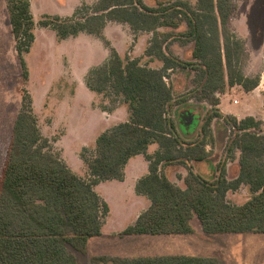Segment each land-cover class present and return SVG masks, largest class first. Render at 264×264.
I'll return each mask as SVG.
<instances>
[{
    "label": "trees",
    "instance_id": "trees-1",
    "mask_svg": "<svg viewBox=\"0 0 264 264\" xmlns=\"http://www.w3.org/2000/svg\"><path fill=\"white\" fill-rule=\"evenodd\" d=\"M21 78L28 81L24 55L35 41V21L29 0H5ZM234 0L158 1L149 6L143 0H97L82 4L71 15H44L39 24L50 28L61 41L81 33L103 37L107 22L127 24L136 35L150 34L143 56L159 61L152 68L140 57L121 56L114 48L100 65L87 71L85 87L106 103L125 105L128 119L101 132L92 156L80 154L89 172L82 178L50 150L33 110V100L23 88L21 106L13 121L0 169V264H79L68 247L84 252L88 240L101 235L108 203L95 186L109 180L122 181L128 160L142 154L148 172L135 184V193L149 200L133 224L119 237L193 233L197 218L205 234L264 233V133L252 116L237 119L223 115L216 94L227 86H241L250 92L259 77L245 76L241 60L243 41L230 28ZM171 43L192 44L191 60L174 53ZM193 72L191 88L174 97L171 73ZM199 96H195L196 93ZM213 96L209 101L208 97ZM195 100L206 101L210 109L203 116L194 138L177 129L171 110ZM109 101V102H108ZM102 106V111L111 113ZM222 119L229 130L225 157L216 164V176L209 180L193 170L191 162L207 159L206 146L213 143L211 123ZM157 144L149 155L147 148ZM238 152V174L227 178V162ZM183 165L184 187L165 173L169 165ZM241 185L251 196L242 204H231L226 196ZM221 264L213 257L162 255L139 257L95 256L92 264Z\"/></svg>",
    "mask_w": 264,
    "mask_h": 264
},
{
    "label": "rangeland",
    "instance_id": "rangeland-1",
    "mask_svg": "<svg viewBox=\"0 0 264 264\" xmlns=\"http://www.w3.org/2000/svg\"><path fill=\"white\" fill-rule=\"evenodd\" d=\"M29 1L35 21V41L29 52L24 55L28 81L23 83L6 2L0 0V169L11 127L21 106L24 88L32 97L33 110L39 128L42 135L48 138L52 153L62 158L64 150L61 143L63 142L64 145L67 143V147L64 146L67 153L65 157L71 158L70 164L74 168L81 170L80 167H83L87 171L88 168L81 160L80 154L92 156L93 140L111 124L107 125V112H102V106L106 100L89 96L82 91L87 71L102 64L108 58L111 48L118 51L121 56L128 53L130 57H140L142 63L153 65L159 62L152 63L147 58H142L143 43L146 42L141 40L139 42L138 35H135L127 24L115 21L106 23L104 27L106 35L104 32L102 34L109 43L108 46L102 39L84 33L59 41L52 29L41 27L39 24L44 15L69 16L82 4L92 5L97 0ZM143 1L149 6H155L158 1L168 0ZM188 1L191 4L196 2V0ZM234 5L230 28L243 41L246 51L241 60V70L245 76H258L259 84L250 92H245L238 85H225L224 91L214 97H217L219 101L217 107L223 111L229 109L236 114L247 113L255 116L261 122L260 132L264 133V0H234ZM145 39L147 41L148 36H145ZM170 49L185 60H191L189 52L192 44L180 46L177 43H171ZM177 71L169 78L170 83L174 82L175 92H178L174 96L176 98L183 96L191 88L190 83L194 75L189 69ZM78 87H80L79 91ZM199 95L198 92L195 96ZM212 97H208L209 101ZM116 104L109 102L106 107L109 109L121 107V105L115 106ZM209 109L210 106L206 101L189 100V102L174 105L171 115L172 118L175 117L177 129L179 128L178 130L185 134L194 126L199 129L203 116ZM121 117L122 115L119 114L113 120L117 122ZM211 129L214 140L212 144L206 146L210 156L203 161L194 162V170L209 180L216 176V164L225 157L226 144L230 137L228 127L222 119H214ZM154 147L156 146L151 147L152 150ZM236 157L237 152L232 159L234 161L230 160L226 165L229 180L233 179L237 172ZM166 169L170 178L179 186H183L182 173H185L186 168L175 164ZM76 173L78 176L81 175L80 171ZM81 176L88 178L86 173H82ZM127 177L130 182L136 175L130 172ZM101 183L104 185L99 188L98 193L103 199L109 200L112 207L111 213L104 219L105 227L102 234L89 239L84 252L68 247L79 264H92L93 258L99 255L128 258L186 255L213 257L221 264H264V233L205 234L202 233L201 224L197 218L191 220L193 233L189 234L119 237L118 234L122 229L133 224V216L143 210L146 202L134 196L129 183L124 186L107 181ZM98 185L95 186V190ZM250 196L248 186L241 185L237 190L229 191L226 199L231 204H242Z\"/></svg>",
    "mask_w": 264,
    "mask_h": 264
},
{
    "label": "crops",
    "instance_id": "crops-1",
    "mask_svg": "<svg viewBox=\"0 0 264 264\" xmlns=\"http://www.w3.org/2000/svg\"><path fill=\"white\" fill-rule=\"evenodd\" d=\"M103 32L105 33V35H106V28H104V30H103ZM85 34V33H84ZM80 35V34H79ZM86 35H88V34H86ZM136 35H138V37H139V42H140V40L142 41V42H146V43H143L144 44V48H143V50H145V48L147 47V45H148V40H149V38H150V34H148V33H145V32H140V33H138V34H136ZM88 36H92V35H88ZM145 36H148V39H147V41H145L146 39H145ZM95 37V36H94ZM71 38H73V37H71ZM69 38H67V39H65V40H68ZM65 40H61V41H65ZM118 52V51H117ZM119 53V52H118ZM143 53H144V51H142V58H147L146 56H143ZM120 54V53H119ZM128 54V53H127ZM109 55V54H108ZM129 55V54H128ZM140 55V56H141ZM130 56V55H129ZM106 60V59H105ZM104 60V61H105ZM155 61H157V60H153V61H150V62H152V63H154ZM157 62H159V61H157ZM149 65V64H148ZM152 65V64H151ZM151 65H149L150 67H152V68H160L161 66H162V64L159 62V63H155V64H153L152 66ZM178 71H176L175 73H177ZM174 72L173 73H171V75L173 74H175ZM170 75V76H171ZM174 82H172V88H173V94L175 95V94H177L178 92H175V90H174ZM79 89H78V91L80 90V87H78ZM83 92H86L89 96H96V97H100V96H98V95H96L95 93H93V92H91V91H87V89L85 88V84H83V90H82ZM182 91H180V93H181ZM79 98V95L77 96V99ZM74 99V98H73ZM73 99H71V100H73ZM106 101H104V105H106L107 103H105ZM189 102V101H188ZM221 106V104L219 105V107ZM232 106V105H231ZM234 106V105H233ZM232 106V107H233ZM226 110V111H225ZM224 111L222 110V109H219V111L222 113V114H224V115H233V116H236L237 118H239V119H241V118H244V117H246V116H251V115H248L247 113L246 114H244V113H241V114H236L235 112H233V111H231V110H229V109H225ZM103 112V111H102ZM122 115V117H121V119L119 120V121H114L113 119H114V117H116V116H118V115ZM106 115H107V125L109 124V123H111V124H109V127H111L112 125H114V124H116V123H119V122H124V121H126L127 119H128V111H127V108H126V106L125 105H121V107H119V108H115L111 113H106ZM239 115V116H238ZM252 117H254L255 118V116H253L252 115ZM174 119H175V117H174ZM256 119V118H255ZM106 120V119H105ZM257 120V119H256ZM108 127V128H109ZM179 129V128H178ZM179 132H180V130H178ZM198 132V129H197V126L195 127H193L190 131H186L185 132V136L186 137H188V138H194L195 136H196V133ZM181 133V132H180ZM182 134V133H181ZM69 135V134H68ZM96 139V138H95ZM95 139L93 140V142H94V146L93 147H95ZM63 140V139H62ZM65 140V139H64ZM61 144H63V146H62V148H63V150H64V152H63V160L65 161V163L68 165V167L73 171V172H75L76 173V171H80L81 172V175H82V173H86L87 174V176L89 177V172H88V170L87 171H85V169H83V167H80L81 168V170L80 169H76V168H74L71 164H70V161H71V158L68 156V159L65 157V155L67 156V153H65V147H67V143L64 145V143L62 142ZM65 146V147H64ZM83 146H85V145H83ZM152 146H156V147H154V149L152 150ZM80 148V147H79ZM67 149V148H66ZM94 149V148H93ZM157 150V144H151V145H149L148 146V148H147V154H149V155H151V154H153L155 151ZM238 152H237V157H236V164H237V172H236V174L232 177V178H235L236 176H237V174H238V170H239V165H238V161H237V159H238ZM234 160H231V162H233ZM79 162V161H78ZM82 164V163H81ZM85 164V163H84ZM191 164H192V167H193V170H194V162H191ZM234 164V163H233ZM86 165V164H85ZM80 166H82V165H80ZM170 166V165H169ZM168 167V166H167ZM186 170V169H185ZM168 170L165 168V173H166V175L168 176V178L172 181V182H174L171 178H170V176H169V172H167ZM195 171V170H194ZM132 173V172H134L135 173V175H136V177H134L130 182H129V180H128V177H127V175L129 174V173ZM147 172H148V162L146 161V159H145V156H143L142 154H139V155H136V156H133V157H131L129 160H128V162L125 164V167H124V178L125 179H123V181H117V180H112V181H107V182H110L111 184H118V185H120V186H124V184H126V183H129L130 184V187H131V190L134 192V196H136L137 198H142V199H144L145 200V204H146V206L143 208V210H145L148 206H149V200L146 198V197H144V196H140V195H137L136 193H135V190H134V188H135V184H136V182L138 181V179H140L142 176H144V175H146L147 174ZM196 172V171H195ZM228 172V171H227ZM186 173H187V170L185 171V173L183 174L182 173V183H183V177L186 175ZM77 174V173H76ZM81 175H79L80 177H82ZM175 175V174H174ZM84 178V177H83ZM175 183V182H174ZM176 184H177V182H176ZM104 185V183H99V185L96 187L97 189H96V191L98 192V190H99V188H101L102 186ZM107 185V184H106ZM178 185V184H177ZM180 187H184V183H183V186H180ZM99 194V193H98ZM100 195V194H99ZM107 203H108V205H109V216H110V209H112V207H111V205H110V203H109V200L107 199V198H105L104 199ZM136 200V199H135ZM139 200H141V199H139ZM142 210V211H143ZM141 211V212H142ZM140 211L139 212H137L134 216H133V219H134V221L136 220V218H137V216L141 213ZM109 219V218H108ZM134 221H133V223H134ZM109 222V221H108ZM109 224V223H108ZM108 224H107V226H108ZM104 227H105V225H104V223H103V225H102V228H101V234H102V230L104 229ZM123 230V229H122ZM121 230V231H122ZM203 233V232H202Z\"/></svg>",
    "mask_w": 264,
    "mask_h": 264
}]
</instances>
